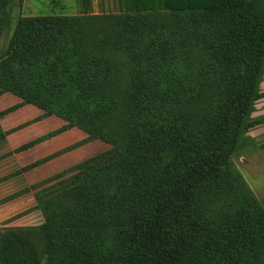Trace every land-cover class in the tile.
I'll return each mask as SVG.
<instances>
[{"label": "trees", "instance_id": "obj_1", "mask_svg": "<svg viewBox=\"0 0 264 264\" xmlns=\"http://www.w3.org/2000/svg\"><path fill=\"white\" fill-rule=\"evenodd\" d=\"M117 1L116 13H90L91 0H78L80 14L19 20L0 55V91L67 122L19 150L68 127L87 135L33 166L108 144L44 182L118 152L132 157L51 201L141 162L182 192L160 219L0 228V264H264V204L231 163L264 71V0ZM9 2L0 0V37Z\"/></svg>", "mask_w": 264, "mask_h": 264}, {"label": "rangeland", "instance_id": "obj_2", "mask_svg": "<svg viewBox=\"0 0 264 264\" xmlns=\"http://www.w3.org/2000/svg\"><path fill=\"white\" fill-rule=\"evenodd\" d=\"M9 1V20L1 33L0 55L10 48L21 18L37 15L74 16L83 11L78 0ZM89 9L90 13L102 14L116 13L120 8L117 0H91ZM258 93L241 130L231 163L264 204V71ZM22 101L11 92L0 91V200L17 193L13 199L0 204V228L89 220L109 222L160 219L179 198L182 189L173 187L177 183L175 178L165 175L154 165L141 162L96 184L51 201V198L63 192L128 163L132 157L118 152L83 168L65 171L53 181L44 182L50 176L107 150L109 146L102 140H93L33 166L35 162L84 139L87 134L77 127H68L61 133L19 150V147L30 141L67 126L62 118L46 115L39 107L22 104ZM19 104L21 106L16 110L1 115ZM20 124L25 125L12 131ZM123 187V190L113 193L103 202L74 211L99 196ZM155 194L157 197L151 201L113 218V213ZM68 212L72 213L65 215Z\"/></svg>", "mask_w": 264, "mask_h": 264}, {"label": "crops", "instance_id": "obj_3", "mask_svg": "<svg viewBox=\"0 0 264 264\" xmlns=\"http://www.w3.org/2000/svg\"><path fill=\"white\" fill-rule=\"evenodd\" d=\"M56 143V142H55ZM60 145V144H59Z\"/></svg>", "mask_w": 264, "mask_h": 264}]
</instances>
